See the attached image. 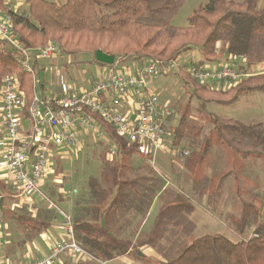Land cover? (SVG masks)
Segmentation results:
<instances>
[{"label": "trees", "instance_id": "obj_1", "mask_svg": "<svg viewBox=\"0 0 264 264\" xmlns=\"http://www.w3.org/2000/svg\"><path fill=\"white\" fill-rule=\"evenodd\" d=\"M5 1L0 0V5ZM185 1L66 0L60 5L47 0H26L23 12H12L11 16L14 30L26 47L43 46L53 39L66 56L91 53L96 64L95 54L99 50L115 58L169 60L183 51L197 49L212 62L224 52L246 59V72L264 62V0H209L194 11L188 27H175L172 20ZM11 74L18 75L24 89L28 82L29 92L25 90L30 97L34 92L30 76L20 70L12 53L0 50V84ZM190 83L194 86L189 95L202 107L197 112L204 113L203 120L212 126L209 134L215 131L227 149L245 159L264 160V122L245 124L206 111L209 104L230 106L244 94L264 93V74H255L226 91ZM185 102L174 131L175 143L188 145L189 138L198 139L205 127L194 122L191 102ZM94 118L116 144L122 160L116 169L109 170L110 174L103 175L101 182L91 177L87 189L75 202L73 233L83 250L101 262L131 254L145 264H264L263 197L251 192L242 199L238 216L227 215L230 228L240 240L235 242L225 235L213 234L190 241L197 228L191 194L164 187L162 178L143 157L142 165L133 166L132 158L141 156L138 148L129 147L106 121L97 115ZM212 145L210 136H206L196 154L188 145V169L195 165L193 160L204 165ZM210 182L207 174L195 180L191 193L205 196ZM236 191L240 193V187ZM0 194L11 197L17 193L0 179ZM156 199L160 201L159 211L145 232L142 225ZM208 201L218 202L212 193L208 194ZM57 219L56 210L49 208L40 209L36 218L22 217V221L34 222L30 226L35 232L45 231ZM247 229H254L252 234L256 237L245 239ZM142 248L153 249L159 259H148Z\"/></svg>", "mask_w": 264, "mask_h": 264}, {"label": "built area", "instance_id": "obj_2", "mask_svg": "<svg viewBox=\"0 0 264 264\" xmlns=\"http://www.w3.org/2000/svg\"><path fill=\"white\" fill-rule=\"evenodd\" d=\"M19 6L10 0L0 5V50L14 55L20 70L30 76L34 92L28 97L15 74L5 76L0 84V175L7 178L14 193L25 198L39 194L46 201L39 186L52 166L54 151L67 149L64 154H72L69 150H75L77 158L82 144L92 138L94 142L108 143L113 161L116 159L117 146L95 115L110 124L129 147L136 146L154 169L161 155L170 160L189 157V147L175 143L177 114L173 100L177 96L172 91L171 98H166L170 92L167 83L179 88L181 97L186 94L182 75L218 91L229 90L251 76L244 70V58L227 55L212 62L202 58L200 51L201 55L194 51L197 49H191L169 60L114 57L113 64L101 65V76L79 89L62 86L64 81L57 75L56 85L61 91L56 92L54 87H47L46 63L65 56L63 48L57 41L26 47L14 30L11 16ZM5 7H10V11ZM59 214L65 237L53 241L47 256L29 264H56L67 254H72L74 263L109 264L83 250L74 239L71 216L63 211Z\"/></svg>", "mask_w": 264, "mask_h": 264}, {"label": "rangeland", "instance_id": "obj_3", "mask_svg": "<svg viewBox=\"0 0 264 264\" xmlns=\"http://www.w3.org/2000/svg\"><path fill=\"white\" fill-rule=\"evenodd\" d=\"M12 5L17 3L21 4L16 13H22L26 7V0H10ZM55 2L57 4H64L66 0H47ZM209 0H186L183 6L178 10L177 14L172 20V24L175 27L186 28L190 25L189 18L192 16L195 10L205 6ZM235 2H242L243 0H228ZM1 3V2H0ZM10 11V7L7 8ZM51 41H56L51 39ZM220 47H223L222 43H219ZM195 48V46H194ZM199 48V47H197ZM184 50V49H182ZM219 58L227 57L226 53H222ZM215 58V57H214ZM218 58V59H219ZM94 55L91 53H82L71 56H63L62 58L47 62L46 66V80L48 81L47 87H54L56 92H60L61 89L56 85L57 75L62 77L64 84L62 86L66 88H83L90 84L96 76L102 75V69L100 64L93 62ZM261 69H255V71H249L252 77L253 73L258 74ZM181 80L185 81L186 91L185 95L179 97L182 93L179 88H175L167 83L169 93L166 94V98H171L170 93L175 91L173 95L177 96L173 100L175 104V111L177 114V123L180 119V113L182 104L185 102H191L193 109L194 122L199 125H204V130L198 139L189 138L191 150L193 154H196L206 136H210L213 141L211 152L204 161V165L198 160H193L194 166L188 169L186 161L188 157L177 158L162 162L157 159L156 172L162 178L164 186L176 189L185 193L186 195L193 197V203L196 207V220L197 229L195 230L193 237L190 239L200 238L205 235L222 234L233 241H238L240 238L236 232L230 228L227 222V215L238 216L240 213L241 202L246 196L248 197L251 192H256L264 198V160L262 159H245L239 154L227 149L220 141L218 134L212 130V126L205 122L203 119L204 113L197 112L202 110L195 97H191L193 93V84L191 80L180 76ZM29 81V80H28ZM193 85V86H192ZM61 87V86H60ZM25 89L29 90L28 82L25 83ZM29 92V91H28ZM190 94V95H189ZM191 97V98H190ZM186 105V104H185ZM206 111L209 113H215L224 118H232L241 121L245 124H255L264 122V93L253 92L244 94L240 100L230 106L209 104ZM103 134V132H102ZM93 139H87L80 150V155L76 157L75 150H69L72 154H64L67 149H62L59 153H63V156H57L55 151L54 159L52 158L50 170L46 173L43 182L39 186V192L46 198L51 206L55 209H61L63 212L69 214L72 206V197H77L76 193L67 194L70 190L69 186L73 190L83 192L87 189V182L90 178H95L101 182L104 174H110L111 169H116L118 164L121 163L119 154L113 161V155L111 154L112 148L106 142L98 141L94 142ZM183 147H187L186 143ZM188 146V147H189ZM2 146H0L1 148ZM1 155V153H0ZM143 161L135 156L132 158V165L138 166ZM168 163V164H167ZM208 175L211 179L210 185L205 189L206 195L201 197L198 194H192L195 185L194 181L203 178L204 175ZM194 178V180H193ZM240 187L241 192L236 190ZM214 194L217 199V204H212L208 201V194ZM79 195V194H78ZM196 196V197H195ZM24 200V199H21ZM41 201L45 202L44 199ZM157 205V204H156ZM6 209H8L6 207ZM5 209V210H6ZM20 211V210H19ZM18 210L8 211L6 218L9 222L11 230L14 232V227L17 231L22 228L27 230V227L34 225L31 220L28 221H12V216L15 213H19ZM21 213V212H20ZM21 214L29 215L26 211ZM30 217V216H28ZM30 226V227H31ZM147 227L145 228V230ZM143 229V231H145ZM254 229H247L245 233V239L249 238ZM13 232H8L7 236L10 238ZM28 232V231H27ZM25 231L21 240L27 239L28 234ZM22 234V232L20 231ZM156 258V256H155ZM131 264H145L139 258L131 259Z\"/></svg>", "mask_w": 264, "mask_h": 264}, {"label": "crops", "instance_id": "obj_4", "mask_svg": "<svg viewBox=\"0 0 264 264\" xmlns=\"http://www.w3.org/2000/svg\"><path fill=\"white\" fill-rule=\"evenodd\" d=\"M194 51L200 54L199 50H194ZM223 58L224 57L220 58V60H222ZM255 69H261L258 74H264V62L252 68V71H255ZM252 75H255V74L253 73ZM139 158L144 162V159L142 158V156H140ZM166 158L167 157H164L162 155L159 156V160L160 161L163 160L162 162L167 161L168 159ZM142 163L140 165H142ZM138 166H135V167H138ZM0 179H2L8 185L7 178L5 179L4 177L0 175ZM69 187L70 188L68 189L72 190L77 195V197L75 196L72 197V201H71L72 206L70 209V213L69 214L66 213L72 218L74 207H75V202L79 197H81L83 192H79L78 190H73L71 186ZM164 187H167V186H164ZM0 197H1V202H0V264H29L34 259L47 256L48 253L50 252V247L53 245V241L65 237L64 228H63V218L59 214V211H62V210L61 209L57 210L55 209V207L51 206L48 202L41 201L42 197L39 196V194L33 195L32 197H27V198L23 197L21 194H16L15 196H11V197H7V196L5 197L4 195L0 194ZM21 199H24V200H21ZM159 206H160V201L156 199L147 216V219L142 225V229L144 230L147 227L145 232H147L151 228L157 216V213L159 211ZM6 207L8 209H6ZM47 208L55 209L58 219L52 222V224L49 226L48 229H46L45 231H41V232H37V231L35 232L34 229H32V227L30 226L27 227V230H24V228H22L20 230L22 234L20 233V231H17L15 227L13 228L15 231L13 232L6 218L7 212L13 211V210L14 211L20 210V211L19 213L13 214L12 221H17V220L21 221L22 217L27 216V215L21 214L24 211H26V213L29 214L28 216H30L31 218L32 217L36 218V214L40 209H47ZM196 211H195V214H196ZM195 214H194V217H195ZM196 222L198 223V220H196ZM25 231L26 232L28 231L27 232L29 236L28 240L27 239L21 240L20 238L23 236ZM8 232H13L12 237L9 238L7 236ZM141 251H142V254L145 255L148 259H153L154 261L159 259V256L151 248H142ZM133 258L134 257L131 254H129L123 257L109 260L107 262L109 264H131L132 262L131 259ZM72 259H73L72 254H67V255L62 256L56 264H63L64 262H67V261L71 262L73 261Z\"/></svg>", "mask_w": 264, "mask_h": 264}, {"label": "water", "instance_id": "obj_5", "mask_svg": "<svg viewBox=\"0 0 264 264\" xmlns=\"http://www.w3.org/2000/svg\"><path fill=\"white\" fill-rule=\"evenodd\" d=\"M95 60L104 65H111L114 63V57L112 55L106 54L101 50L97 51L95 54ZM41 79L43 80V73L40 74Z\"/></svg>", "mask_w": 264, "mask_h": 264}]
</instances>
